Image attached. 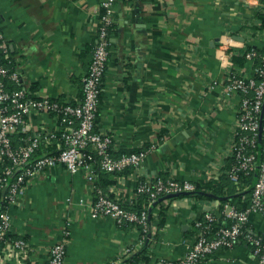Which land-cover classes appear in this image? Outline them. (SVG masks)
Returning <instances> with one entry per match:
<instances>
[{
  "label": "crops",
  "instance_id": "0c3cea01",
  "mask_svg": "<svg viewBox=\"0 0 264 264\" xmlns=\"http://www.w3.org/2000/svg\"><path fill=\"white\" fill-rule=\"evenodd\" d=\"M101 1L0 0L1 58L33 96L81 100ZM262 7L261 0H115L95 128L112 137L115 156L146 151L138 167L108 174L105 190L120 204L133 207L137 186L157 177L193 184L219 180L231 158L239 96L225 94L229 71L217 60L216 47L225 36L242 45L233 53L248 44L264 47V31L253 28ZM237 72L252 75L251 62ZM20 129L56 132L58 118L31 111ZM93 199L83 168L70 173L56 164L30 176L8 207L11 234L24 240L26 253L3 246L0 264H48L59 241L66 249L63 264H169L195 239L194 223L204 211L216 212L220 204L189 197L146 203L150 220L143 235L136 226L94 216ZM161 210L165 220L159 225ZM250 228L264 232V215L252 214ZM200 264L259 263L239 241Z\"/></svg>",
  "mask_w": 264,
  "mask_h": 264
},
{
  "label": "built area",
  "instance_id": "2783aa9c",
  "mask_svg": "<svg viewBox=\"0 0 264 264\" xmlns=\"http://www.w3.org/2000/svg\"><path fill=\"white\" fill-rule=\"evenodd\" d=\"M114 2L101 1L98 31L88 70L82 78V97L78 103L62 105L53 99L27 96L17 71L0 62V161L6 160L0 172V250L7 246L13 253H26L24 240L11 236L8 207L16 203L21 188L30 176L56 164L70 173L82 168L86 171L94 192L91 206L94 216H109L119 226L138 225L144 233L149 229L147 208L139 212L131 211L96 183V168L105 173L120 172L138 167L146 156L144 150L112 156V137L95 130L110 44L109 33L114 22ZM238 46L234 37L225 36L218 41L216 57L221 67L229 71L225 94L239 96L237 127L230 145L232 163L227 175L237 182L241 173L255 174L249 204L239 208L229 202H220L216 212L204 211L194 223L197 229L195 239L181 258L169 264H200L218 249L230 248L239 241L250 247L259 264H264V232H253L250 228L252 214L264 215V52L257 53L251 49L245 53V60L252 65V75L244 76L232 71L231 55ZM4 51L0 30V53ZM11 84L15 88H9ZM31 111L58 113V130L44 135L23 132L25 135L14 145L12 135L21 132L20 128ZM54 139L56 142L52 149H42ZM193 189L194 184L190 181L157 177L151 182H141L136 191L147 196L148 207L160 195L187 193ZM214 222L217 225L213 229ZM129 251L130 248L125 249V252ZM65 253V244L56 242L49 250L48 264H63Z\"/></svg>",
  "mask_w": 264,
  "mask_h": 264
},
{
  "label": "trees",
  "instance_id": "16d2710c",
  "mask_svg": "<svg viewBox=\"0 0 264 264\" xmlns=\"http://www.w3.org/2000/svg\"><path fill=\"white\" fill-rule=\"evenodd\" d=\"M261 1L263 3V7H262L261 11H257L255 13L257 23L253 28L255 30L258 29V30L264 31V0H261ZM251 49H254L257 53H263L264 52V47L258 49L252 45H249V44L244 47V49L241 51V53H238V52L235 53L234 52L231 55V60L233 62L232 71H234L235 73H238L237 72L238 69L243 67V65L245 63V53L249 52ZM1 55H2V53H0V62L2 64H5V61L2 60ZM256 63H257V60L255 61V64ZM9 88H15V86L11 84L9 86ZM26 94H27V96H29L31 98H38V97L33 96V88L30 89V91H26ZM56 101H58V100H56ZM59 103L62 105L66 104L64 102H59ZM51 113L56 115L57 118L59 119L58 113H56V112H51ZM95 130H96V128H95ZM24 135L25 134L23 132H17L16 134L12 135V140H13L12 143L14 145L17 144L20 137L24 136ZM137 151H140V149H132L129 151H124V152H121L119 155L124 154V153L127 154V153L137 152ZM110 152H111V147H110ZM111 154H112V152H111ZM112 156L117 157V155L115 156L113 154H112ZM231 163H232V158H230V162H229V164H227L226 170L223 172V174L220 176V178L217 182L207 181L205 183H195L194 189L190 192L179 193V194L160 195L157 197V199L154 201V203H156V201H158L159 199L163 200L164 198L176 199V198L189 197V198H194V199L204 198L207 200L216 198L220 202H229L231 204L236 205L239 208H245L249 204V194L251 191L252 184L255 180V174L250 173V174L246 175V174L241 173L240 176L238 177L237 182H234L227 175V170L229 169ZM4 164H6V160L0 161V172L2 171ZM127 169H129V168H127ZM127 169H124L123 171L115 172L112 174L118 175L120 173H123ZM96 171L98 174L97 182H96L97 185L101 189H103L106 193H108L105 190V187L108 184H110V180L108 178V174H110V173L101 172L98 168H96ZM162 178L164 179V177H162ZM108 195L111 196L110 194H108ZM139 196H140L139 201L133 207L129 208V207H126L124 205L123 206L126 207L127 209H129L131 211H135V212H139V211L145 209L144 206L147 203V196L145 194H139ZM243 196H244V199H242ZM148 209H147L148 220H150V214H149ZM164 220H165V212L161 210L159 213V225H161L164 222ZM216 225H217V223H215V222L212 224L213 229L216 227ZM133 226L138 227L140 229L141 234L146 235L147 232L144 233L140 226H138V225H133ZM122 227H125V226H122ZM258 233H262V232H258ZM11 236L13 237V235H11Z\"/></svg>",
  "mask_w": 264,
  "mask_h": 264
},
{
  "label": "water",
  "instance_id": "95a60500",
  "mask_svg": "<svg viewBox=\"0 0 264 264\" xmlns=\"http://www.w3.org/2000/svg\"><path fill=\"white\" fill-rule=\"evenodd\" d=\"M236 38H239V37H236ZM241 40H243V39L241 38Z\"/></svg>",
  "mask_w": 264,
  "mask_h": 264
}]
</instances>
